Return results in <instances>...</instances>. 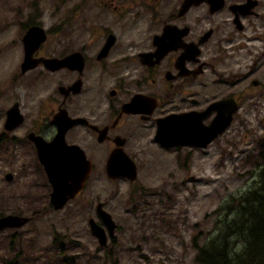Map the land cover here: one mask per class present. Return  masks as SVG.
<instances>
[{
    "label": "flooded vegetation",
    "instance_id": "1",
    "mask_svg": "<svg viewBox=\"0 0 264 264\" xmlns=\"http://www.w3.org/2000/svg\"><path fill=\"white\" fill-rule=\"evenodd\" d=\"M184 1L77 0L60 26L51 29L54 34L29 18L25 32L38 26L42 39L37 34L25 45V32H20L16 42L7 44V52L0 49V99L5 103L0 107V137L4 144L22 146L20 153L30 152L49 193L52 183L38 160L37 145L51 143L59 134L61 143H55L78 148L89 164L71 198L77 199L99 172L110 180L128 179L107 176L106 165L112 160L117 166L115 159L121 158L136 169L135 153L149 128L162 148L202 149L160 141L155 135L158 128L166 133L173 129V139H191L198 126L209 137L221 119L227 124L213 140L226 138L236 131L233 124L244 120L245 107L264 105V0H188L191 4L180 11ZM135 6L144 9L149 23L134 37L132 31L123 36L117 26L125 19L120 11ZM97 11L111 12L114 22L95 24L102 16ZM80 12L84 17L76 24ZM86 29L88 36L77 32ZM25 51L32 66L22 71ZM20 81L27 86L16 91ZM14 105L20 117L8 129L5 120ZM164 120L173 123L163 126ZM91 198L97 197L90 195L86 203ZM97 223L102 225L100 218Z\"/></svg>",
    "mask_w": 264,
    "mask_h": 264
},
{
    "label": "rangeland",
    "instance_id": "2",
    "mask_svg": "<svg viewBox=\"0 0 264 264\" xmlns=\"http://www.w3.org/2000/svg\"><path fill=\"white\" fill-rule=\"evenodd\" d=\"M75 2L0 0V49H10L7 44L23 35L29 18L54 34L51 29L60 26ZM120 13L125 19L117 26L123 36L132 31L134 37L149 23L140 6ZM97 14L102 16L95 24L107 27L114 22L109 11ZM77 16L76 24L84 12ZM77 32L89 35L87 29ZM4 82L10 85L7 77ZM19 86L16 91L27 84L20 81ZM233 126L234 134L204 149L178 151L156 144L149 128L135 153V179L110 180L99 172L77 199L69 198L58 209L49 203L50 187L30 152L20 153L22 146L4 144L0 137V216L27 218L19 227L0 229V264H198L197 247L221 231L219 223L230 216V202L256 186L264 173V105L245 107L244 120ZM7 173L10 180L4 178ZM90 195L97 197L91 204L86 203ZM97 201L104 202L102 208L115 223L103 246L88 225V217L99 222ZM230 239L235 252L243 249L234 236Z\"/></svg>",
    "mask_w": 264,
    "mask_h": 264
},
{
    "label": "water",
    "instance_id": "3",
    "mask_svg": "<svg viewBox=\"0 0 264 264\" xmlns=\"http://www.w3.org/2000/svg\"><path fill=\"white\" fill-rule=\"evenodd\" d=\"M190 4H191V1L189 2L188 0L187 1L185 0L182 3V8L180 11H183L184 9H186ZM42 31H43L42 28L38 26H31L30 28H28V30L22 36L24 44L25 45L30 44L33 38L37 34L39 35L38 37L39 39L37 38V40L38 41L41 40L44 35V32ZM62 61L63 60H59L60 64H62ZM43 62L46 65H48L49 61L44 60ZM31 66H32V63L29 58V53L26 52L21 62V70L24 71L30 68ZM19 117L20 116L17 110L15 109V105H14L13 107L10 108V110L7 113V118L5 120L6 121L5 127L9 129L12 126H14L19 121ZM168 117H172V116H168ZM162 121L160 120V122ZM217 121L215 123V128L217 129H215L216 131L213 132V134L209 137H205V134L209 132L208 130L206 133L202 135V132H199L198 126H197L196 130L194 131L196 133L191 134L190 137L188 136L191 139H184L181 137L179 138L178 136H175V139H173L172 137H174L175 135V131L173 129L172 130L169 129L170 130L169 133H166V131L162 132L160 128H158L159 131L157 130L155 139H158L160 141L161 140L163 141L164 139L166 140L171 139L172 141L175 140L174 143L176 144L187 142L197 147L203 148L208 143H210L213 140V138L216 136V134L218 132H221L222 129L227 124L226 120L224 121V120L219 119ZM169 123H173V121L164 120L162 125L167 126V124ZM61 135L62 134L57 135L56 136L57 138H54V140L51 143L41 142L37 145L38 160L42 164L46 175L50 178L51 183H52V190L49 193V203L52 205L53 209L61 208L69 198H72L74 196V194L81 188L86 178V175L88 173V170H89L88 161L85 159L84 155L78 148H75V150L72 151L71 146H66V145L61 146L60 144L59 145L56 144L58 142L61 143ZM178 139H181V140L177 141ZM171 142L166 141V143H171ZM164 145L166 144L164 143ZM167 146H170V145H167ZM52 147H54V150L51 149ZM66 149H69V150H66ZM66 151L68 153H66ZM120 159L119 158L115 159L117 163V166H116L112 163V160L109 162L110 160V157H109L108 159L109 163H107L106 165L107 176L111 178H116L118 176H126V178H128L129 180L135 179L136 169H135L134 164L128 161L123 163L122 159L121 160ZM11 177L12 175H10L9 173L4 175V178L6 180H10ZM102 206H103L102 202H98L96 204V212L102 222V225L98 224L93 218L91 217L88 218L89 229L91 233L96 237L100 246H103L106 244V239H107L106 231L109 236H112L114 228H115V223L113 219L111 218L110 214L105 209L102 208ZM26 221H27V218L21 217L18 215H12V214L1 215L0 216V229L7 228V227L16 228L24 224Z\"/></svg>",
    "mask_w": 264,
    "mask_h": 264
},
{
    "label": "trees",
    "instance_id": "4",
    "mask_svg": "<svg viewBox=\"0 0 264 264\" xmlns=\"http://www.w3.org/2000/svg\"><path fill=\"white\" fill-rule=\"evenodd\" d=\"M264 174V173H263ZM257 185L230 202V216L220 221L221 231L197 247L198 264H264V175ZM243 249H232L233 237Z\"/></svg>",
    "mask_w": 264,
    "mask_h": 264
}]
</instances>
